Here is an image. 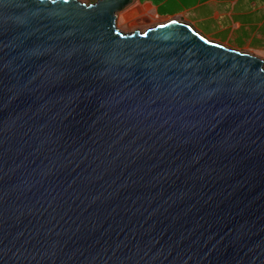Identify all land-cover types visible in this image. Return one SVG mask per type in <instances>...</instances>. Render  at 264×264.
Segmentation results:
<instances>
[{
  "label": "water",
  "instance_id": "1",
  "mask_svg": "<svg viewBox=\"0 0 264 264\" xmlns=\"http://www.w3.org/2000/svg\"><path fill=\"white\" fill-rule=\"evenodd\" d=\"M133 0H0V264H264V60Z\"/></svg>",
  "mask_w": 264,
  "mask_h": 264
},
{
  "label": "crops",
  "instance_id": "2",
  "mask_svg": "<svg viewBox=\"0 0 264 264\" xmlns=\"http://www.w3.org/2000/svg\"><path fill=\"white\" fill-rule=\"evenodd\" d=\"M171 20L188 23L212 41L264 60V0H133L117 15L118 27L127 33Z\"/></svg>",
  "mask_w": 264,
  "mask_h": 264
},
{
  "label": "rangeland",
  "instance_id": "3",
  "mask_svg": "<svg viewBox=\"0 0 264 264\" xmlns=\"http://www.w3.org/2000/svg\"><path fill=\"white\" fill-rule=\"evenodd\" d=\"M123 32H125V30L124 29H121ZM140 31H142V30H140Z\"/></svg>",
  "mask_w": 264,
  "mask_h": 264
},
{
  "label": "trees",
  "instance_id": "4",
  "mask_svg": "<svg viewBox=\"0 0 264 264\" xmlns=\"http://www.w3.org/2000/svg\"><path fill=\"white\" fill-rule=\"evenodd\" d=\"M88 4H90V3H88Z\"/></svg>",
  "mask_w": 264,
  "mask_h": 264
}]
</instances>
